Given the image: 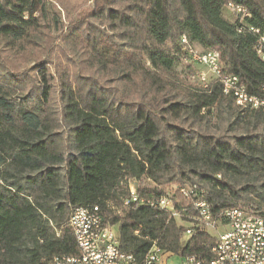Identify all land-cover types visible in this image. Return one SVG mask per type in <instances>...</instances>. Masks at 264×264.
<instances>
[{"label":"trees","instance_id":"obj_1","mask_svg":"<svg viewBox=\"0 0 264 264\" xmlns=\"http://www.w3.org/2000/svg\"><path fill=\"white\" fill-rule=\"evenodd\" d=\"M228 4L248 16L229 20ZM249 27L264 31V0H0V44L18 61L33 62L20 70L0 50V174H30L43 201L0 177V264L76 255L71 210L93 205L117 226L124 252L142 257L155 241L181 258H210L211 233L182 239V227L165 212L124 207L122 181H136L139 196L156 197L195 178L191 184L207 186L212 212L241 208L264 218V112H243L217 80L194 86L174 69L178 62L201 66L188 56L197 45L216 51L223 74L239 78L248 94L264 97V64ZM59 39L78 48L80 60L65 58L72 72L59 74L57 108L49 65ZM211 117L216 134L206 128ZM234 124L242 135L229 136ZM147 180L155 185L150 192L142 187ZM248 195L259 207L240 205ZM178 198L177 207L188 205ZM45 214L57 218L58 235Z\"/></svg>","mask_w":264,"mask_h":264},{"label":"built area","instance_id":"obj_2","mask_svg":"<svg viewBox=\"0 0 264 264\" xmlns=\"http://www.w3.org/2000/svg\"><path fill=\"white\" fill-rule=\"evenodd\" d=\"M227 10L235 16H248L245 10L233 4H228ZM248 31L256 37L254 49L264 64V31L253 27ZM181 42L186 44L185 38ZM188 56L191 62L210 71L212 78L219 82L223 95L231 97L239 110L264 112V97L248 94L239 78L223 74L216 51L196 52L190 49ZM201 79L205 81L203 77ZM127 184L124 207L144 206L165 212L182 227V239L199 232L214 236L208 260L188 256L182 258L181 264H264V218L258 213L241 208H224L214 213L206 200L205 190L197 184L166 187L156 197L139 196L134 180H128ZM178 197L187 200L188 205L177 207L180 203ZM68 226L77 254L54 256L47 264H173L169 260L176 257L159 248L155 241L142 257L122 251L118 234L104 222L97 205L74 207Z\"/></svg>","mask_w":264,"mask_h":264},{"label":"rangeland","instance_id":"obj_3","mask_svg":"<svg viewBox=\"0 0 264 264\" xmlns=\"http://www.w3.org/2000/svg\"><path fill=\"white\" fill-rule=\"evenodd\" d=\"M82 1L84 2V0H78V4H79V2H82ZM76 2L77 1L70 2V4H69V11L70 12L73 11L72 6L76 5L75 4ZM87 4H90V2H88ZM57 9H59V11L61 13L62 20H64L65 19V13L60 8H57ZM225 16L231 21H233L235 18V15L231 12H228V11H226ZM57 34H58V32H52L51 36L54 38L57 36ZM43 45L44 44H42V47H43ZM43 48H45V46ZM52 49H53V51H52V60L53 61L49 65V68L51 70L52 76L54 77V80H53V86H54V91H55L54 103H55V106L57 108H59L60 106H59L58 97H57L58 96L57 95V92H58L57 85L59 84V74H61L64 70L67 71V73L72 72V68L70 67L71 65H69V64L66 65L65 58H67V59L69 58V60L74 61V63H76V65L78 63V60H80V58L78 57L79 56L78 48L77 49H75V47L72 48V45L70 44L69 40H67V41H62L61 39L56 40L53 43ZM192 49L195 50L196 52H202L203 51L197 45H193ZM0 50H3V53H2L3 57L6 56L8 59H10V61L17 64V66L20 70H24V69L29 70L30 68L33 67V62L30 60L22 63L20 60L18 61L17 59H15L13 54L5 51L2 43L0 44ZM188 64L189 63H185V62H181V63L178 62L176 64L174 69L176 70V72L179 73L180 78L186 79L187 82H189L190 84H192L194 86L197 84L200 86H203V85L205 86L207 83L212 81V79H213L212 75L206 67L199 66V67H196V69H193L192 67H188ZM202 77L205 79L204 82L201 79ZM107 78H112V76L108 75ZM101 80H103V79H101ZM108 86H113V87H116V88L121 89V90L122 89L127 90L126 85L119 83L117 81H110L108 83ZM127 92L131 93V90L128 89ZM171 122H172V124L180 126L181 128H184V129H188V127L190 126V123L188 121H184V120H176V121H171ZM215 127H216L215 126V120L212 117L209 118L207 120L206 128L208 130H210L211 133L216 134V132L214 131ZM219 127L220 128L226 127V125L224 123H220ZM232 128H234L233 129L234 131L229 133V136L242 135L243 134L241 127H237L234 124ZM3 169H4V166H0V170H3ZM29 175L30 174L25 173V174H22L20 176L15 177V176H12V171H9L5 175L3 173H1L0 177H3L4 179H6V183H4V184L17 181L22 186V188L24 190V194L27 195L30 198V200L41 203L43 201L41 199V195H40L38 189L36 188V186L30 184L26 180V178ZM245 180H247V177H246V179L244 178V179L239 180V181H240V183H244ZM2 183H1V179H0V184H2ZM191 183H197L196 179L191 178L190 181H187L185 183V185H182V186H187V185H190ZM127 185H128L127 182H124V181H122L119 184V187L117 190V195L120 197V199L125 197V190L127 188ZM142 187L144 188L145 192H150L155 188V185L149 183V181L147 180L146 184H143ZM167 187H170V186H167ZM203 187H204L203 188L204 190L207 189L206 185H203ZM244 198L245 199L243 200V202H240V205L242 207H250L251 205L254 207H259L258 199L255 196L248 195V196H244ZM53 207H54V204H51V206H49V208H51V211L53 210ZM43 220L47 223V226L51 229V231L54 232L56 235H58L59 226H58L57 218L55 216H52V214H45V215H43ZM112 230L117 233V226H113ZM25 243L28 244V241H26ZM181 261H182V258L179 256H176V257L171 258L169 260V262H172L173 264H181Z\"/></svg>","mask_w":264,"mask_h":264},{"label":"bare ground","instance_id":"obj_4","mask_svg":"<svg viewBox=\"0 0 264 264\" xmlns=\"http://www.w3.org/2000/svg\"><path fill=\"white\" fill-rule=\"evenodd\" d=\"M239 9L243 10L242 8L239 7Z\"/></svg>","mask_w":264,"mask_h":264}]
</instances>
